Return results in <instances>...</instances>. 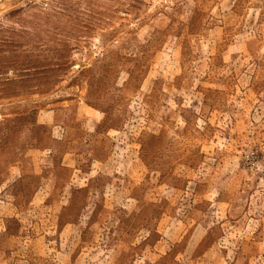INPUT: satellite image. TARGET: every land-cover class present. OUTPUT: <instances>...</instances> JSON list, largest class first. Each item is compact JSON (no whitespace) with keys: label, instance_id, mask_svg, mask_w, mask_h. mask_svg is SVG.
I'll list each match as a JSON object with an SVG mask.
<instances>
[{"label":"rangeland","instance_id":"rangeland-1","mask_svg":"<svg viewBox=\"0 0 264 264\" xmlns=\"http://www.w3.org/2000/svg\"><path fill=\"white\" fill-rule=\"evenodd\" d=\"M0 264H264V0H0Z\"/></svg>","mask_w":264,"mask_h":264}]
</instances>
